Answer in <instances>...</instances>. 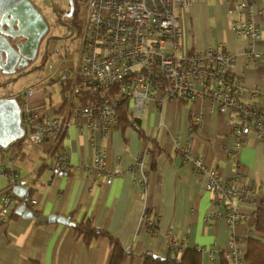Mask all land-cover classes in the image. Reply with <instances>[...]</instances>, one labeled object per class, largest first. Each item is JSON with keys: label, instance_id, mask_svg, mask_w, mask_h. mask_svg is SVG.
<instances>
[{"label": "crops", "instance_id": "obj_1", "mask_svg": "<svg viewBox=\"0 0 264 264\" xmlns=\"http://www.w3.org/2000/svg\"><path fill=\"white\" fill-rule=\"evenodd\" d=\"M257 4L264 6V0H258ZM227 7L225 0L193 1L179 13L182 40L193 49L223 41L235 56L233 72L240 80V99L264 111V59L254 63L246 57L248 41L234 36ZM255 48L261 50L262 42H255ZM254 87L260 91L257 95L249 92ZM7 90L8 85L0 87V97L16 95ZM59 93V103L45 99L43 91L29 95L27 101L41 111L52 109L61 113L64 105L60 87ZM227 116L228 113L222 114L216 106L212 107L205 97L192 102L169 99L162 105L148 99L138 123L143 136L130 126H118L104 138L72 124L61 144L73 166L56 175L50 174L52 155L48 142L23 146L14 169L19 184L26 185L28 197L35 200L32 209L38 215L67 216L74 224L90 223L106 234L86 241L82 234L76 233L74 225L38 223L13 209L9 220L0 225V264H109L112 250L109 237L130 253L125 264H142L145 252L164 257L170 250V237L181 252L201 248V264H220L221 251L231 237L239 242L243 256L245 239L264 240V235L254 231L252 218L229 228L221 214L213 215L223 208L205 190L208 174L194 170L182 160L173 141L175 138L193 154L202 155L207 169L221 180L235 176L239 185L264 192V141L252 134L245 136L238 161L234 162L235 155L227 152L233 144ZM192 120L195 126L190 130ZM145 137L149 142L146 143ZM98 144L107 149L105 167L120 170L109 184L105 183V175L96 176L91 167L93 146ZM139 151L147 174L146 184L136 181L138 171L133 175L129 170ZM11 155L5 157L2 165ZM40 180L48 183L37 184ZM6 181L0 175V188ZM240 206L245 211L253 208L246 202H240ZM144 207L156 216L158 230L154 235L146 232L140 220ZM239 264L249 263L241 257Z\"/></svg>", "mask_w": 264, "mask_h": 264}, {"label": "built area", "instance_id": "obj_2", "mask_svg": "<svg viewBox=\"0 0 264 264\" xmlns=\"http://www.w3.org/2000/svg\"><path fill=\"white\" fill-rule=\"evenodd\" d=\"M193 1L80 0L83 15L76 57L70 66L65 64L57 78L60 83L68 84L63 111L42 112L27 101L29 95L49 86L46 80L13 95L20 106V123L24 129V134L16 140L18 150L48 142L52 155L50 174L56 175L73 166L61 144L72 124L105 138L119 126L117 106L121 101L128 103L132 115L140 117L148 99L162 105L169 99L192 102L199 97L207 98L220 113H228L226 122L232 130L233 144L227 152L235 155L234 162L238 161L245 136L252 134L264 141V111L240 99V80L233 72L234 54L225 48L223 41L204 49H193L183 42L179 13ZM257 1L225 0L233 34L248 41L245 55L254 63L264 59V6ZM257 41L262 42L261 50L255 48ZM249 92L260 93L255 87ZM173 141L182 160L194 170L208 174L205 190L223 208L213 215L221 214L229 228L248 218L254 222L257 208L264 204V192L239 185L235 176L221 180L207 169L202 155L193 154L175 138ZM19 151L0 166V175L7 180L0 188V225L9 220L16 204L24 202L31 209L35 204L34 199H21L13 191L20 181L14 169ZM106 154L104 144L94 145L91 167L96 176L105 175V183L109 184L120 170L105 167ZM129 170L133 175L138 171L136 181L146 184L142 151L135 153ZM47 183L48 180L37 182ZM240 202L252 204L253 208L245 211ZM140 220L148 234L157 232L156 218L148 208L142 209ZM168 246L181 253V247L172 237ZM221 254L229 262L239 264L242 257L239 242L231 237Z\"/></svg>", "mask_w": 264, "mask_h": 264}, {"label": "water", "instance_id": "obj_3", "mask_svg": "<svg viewBox=\"0 0 264 264\" xmlns=\"http://www.w3.org/2000/svg\"><path fill=\"white\" fill-rule=\"evenodd\" d=\"M47 23L31 0H0V87L9 80L4 76L24 68L36 55L38 44L47 31ZM20 37L13 49L7 38ZM27 72V71H26ZM24 130L20 123V106L13 96L0 97V146L19 138ZM14 193L21 199L28 198V187L17 184ZM14 211L25 217L36 219L38 223L62 222L74 225L63 215H38L24 202L16 204Z\"/></svg>", "mask_w": 264, "mask_h": 264}, {"label": "trees", "instance_id": "obj_4", "mask_svg": "<svg viewBox=\"0 0 264 264\" xmlns=\"http://www.w3.org/2000/svg\"><path fill=\"white\" fill-rule=\"evenodd\" d=\"M79 18L77 35L80 30L81 20H82V4L79 0ZM68 89V84L66 82L60 83V91L62 94V105L65 103L66 91ZM118 112V125L121 127L130 126L134 128L140 136H143L142 130L139 128V116H134L130 113L128 108V103L121 101L117 106ZM191 128H194L193 120L191 122ZM17 140V139H16ZM16 140L8 144L6 147L0 146V166L2 165L5 157L9 154L17 153L18 147L16 146ZM144 140L149 142L147 137ZM150 213V209H148ZM156 218V216L154 215ZM74 229L77 234H82L84 239L88 241L92 237L99 235H105L103 230H100L90 223H75ZM254 231L264 235V204L257 208L256 217L253 222ZM112 250L109 259V264H125L128 260L130 253H128L116 240L110 238ZM246 248L242 256V260L249 264H264V240L257 237H247L245 239ZM202 249L199 247H191L184 249L181 253H176L171 249L164 257H159L153 255L150 252H145L143 254L142 264H201ZM229 260L225 259L222 254H220V264H229Z\"/></svg>", "mask_w": 264, "mask_h": 264}, {"label": "rangeland", "instance_id": "obj_5", "mask_svg": "<svg viewBox=\"0 0 264 264\" xmlns=\"http://www.w3.org/2000/svg\"><path fill=\"white\" fill-rule=\"evenodd\" d=\"M34 1L40 10L47 13L44 5L45 2L49 1H59V0H32ZM47 8V7H46ZM83 15V13H82ZM57 36L63 33L62 29L56 31ZM77 31L74 33L73 37L68 40L58 39L54 50L49 54L47 60L43 62L42 50L39 51L37 58L32 62L34 68L27 69L24 75L21 76H11L7 83L9 93L20 94L26 88H31L36 86V82H41L43 80L49 81V86L43 91V96L45 99H52L51 102L59 103L61 101V95L59 93L60 82L57 80L58 75L63 71L65 64L73 63L76 57V43H77ZM36 66V67H35Z\"/></svg>", "mask_w": 264, "mask_h": 264}, {"label": "flooded vegetation", "instance_id": "obj_6", "mask_svg": "<svg viewBox=\"0 0 264 264\" xmlns=\"http://www.w3.org/2000/svg\"><path fill=\"white\" fill-rule=\"evenodd\" d=\"M32 3L44 17L48 28L38 44L37 52L34 59L28 62L24 68L18 71H14L13 73L8 75H12V76L17 75L19 77L25 74L24 72L27 71L29 66L30 69L34 68V65L31 64L37 58L40 50H42L44 57L43 62H45L49 54L54 51L52 49L55 47L58 39H62V40L71 39L74 33L77 31L78 18H79V10H78L79 0H59L57 2L49 1V3L45 2L44 7L47 10L46 11L47 13H45L43 10H40L38 5L34 1H32ZM58 29H62L63 33L57 36L56 34L58 33H56V31ZM7 39L8 42L10 43L11 49L14 48L15 43L18 40L23 41V39L20 37H17L15 39H11V38H7ZM8 75H5L3 77L4 80H9L11 76L8 77V79H5V77Z\"/></svg>", "mask_w": 264, "mask_h": 264}]
</instances>
